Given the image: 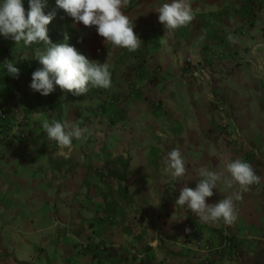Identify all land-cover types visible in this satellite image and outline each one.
I'll return each instance as SVG.
<instances>
[{"label": "crops", "instance_id": "1", "mask_svg": "<svg viewBox=\"0 0 264 264\" xmlns=\"http://www.w3.org/2000/svg\"><path fill=\"white\" fill-rule=\"evenodd\" d=\"M162 2L124 0L141 39L135 50L90 45L112 83L110 103L87 123L84 99L59 86L33 91L31 52L0 38V108L9 114L0 117V264H264V0H189L193 20L173 31L158 20ZM188 57L207 62L211 77L198 81ZM5 59L17 60L18 77ZM45 119L87 132L60 147ZM16 120L24 136L10 128ZM174 148L186 165L179 178L164 164ZM237 158L259 184L243 188L224 171L207 198L239 195L231 224L175 206L200 167L221 171Z\"/></svg>", "mask_w": 264, "mask_h": 264}, {"label": "clouds", "instance_id": "2", "mask_svg": "<svg viewBox=\"0 0 264 264\" xmlns=\"http://www.w3.org/2000/svg\"><path fill=\"white\" fill-rule=\"evenodd\" d=\"M124 0H55L56 7L64 10L74 23L95 26L104 43L135 50L140 45V37L134 31L135 24L122 10ZM48 0H0V36L10 39L15 44L31 45L43 42L46 47L37 51L36 59L40 67L31 76L30 88L41 95H49L59 86L73 95H81L89 86L109 88L112 83L110 64L106 59L100 62L91 59L70 43V36L64 35L59 42H54L49 35L48 25L54 19L55 12H46ZM158 20L166 31H173L193 20L189 0H163L157 7ZM231 38V37H229ZM3 69L7 74L17 76L20 69L15 60L5 59ZM42 128L50 141L58 146H71L73 139H80L86 128L67 120L42 121ZM166 170L172 177L179 178L186 174V165L179 149H172L164 158ZM224 171L232 182L246 188L259 180L251 164L242 159L228 160L221 171L200 167L197 170L196 186L187 184L180 189L175 198V206H186L196 217L204 222L215 223L222 219L231 224L236 219L234 200L238 194L224 195L222 199L209 203L207 198L213 190L219 188Z\"/></svg>", "mask_w": 264, "mask_h": 264}, {"label": "rangeland", "instance_id": "3", "mask_svg": "<svg viewBox=\"0 0 264 264\" xmlns=\"http://www.w3.org/2000/svg\"><path fill=\"white\" fill-rule=\"evenodd\" d=\"M54 2H55V0H54ZM47 7V6H46ZM53 8H55L54 9V11H55V13H56V15H55V23H56V25H58V27H59V29H60V31L61 32H66V23H67V20H68V18H70V16H68L67 15V13L66 12H64V10H62V9H58L57 7H56V3L52 6ZM27 8H28V4H27V0H25V9H26V11H27ZM123 10V9H122ZM45 11H46V9H45ZM124 11V10H123ZM77 29H78V32H79V34H80V42H81V44H82V46H83V48H84V50H85V52H86V55L89 57V58H91V59H93V57L91 56V54H90V51L89 50H91V49H89V47H90V45H93V43L95 42V41H99V39H104L103 37H101L100 35H98L97 34V32H96V29H95V26H91V27H88V26H85V25H83L82 23H78L77 24V27H76ZM82 36V37H81ZM0 38L2 39L3 38V36H0ZM70 43L71 44H74L75 45V43L72 41V40H70ZM76 46V45H75ZM18 47H21L20 49H22L21 51H22V53H23V55L22 56H24V55H29L30 53L29 52H31V58L29 59V60H26V61H24V62H26V63H33L34 64V69H36V68H38V67H40L41 65L39 64V62H38V60L35 58L36 57V54H37V51H42L45 47H46V45L42 42V43H39V42H37V43H33V44H31V45H23L22 43L21 44H18ZM112 47V45H110V43H109V45L107 46V48L106 49H110ZM101 49H103V43H101ZM17 54H18V52H17ZM15 59H17L18 60V55H14L13 56ZM99 59L98 60H103V56L102 57H98ZM188 58H190V57H188ZM192 59V58H191ZM16 60V61H17ZM193 60V59H192ZM187 61V60H186ZM194 61V60H193ZM195 62H204L205 64H208L207 62H205V61H195ZM188 63V62H187ZM209 65V64H208ZM188 66H189V69H190V65H189V63H188ZM34 71V70H33ZM190 71L192 72V75L198 80V81H200L195 75H194V73H193V71L190 69ZM202 82V81H201ZM90 90H94V93L93 94H91L90 96H88V97H85V98H80V99H84V101L83 102H81V105H83V107H81L80 108V110H81V117L83 118V121L85 122V123H87L86 122V120L88 119V120H90V118L89 117H91V112H96V113H99V112H104L103 110L105 109V104L106 103H110V101H109V98H110V95H111V93H110V91H109V88H100V87H90ZM65 94V96H66V92L64 93ZM68 94H69V91H68V93H67V96H68ZM107 94V96L108 97H106L105 98V95ZM76 98H78L79 99V97H76ZM56 100V99H55ZM58 102V101H57ZM49 104V103H48ZM96 106V107H95ZM56 106H53V105H51L50 104V108L52 109V110H57L58 109V107H57V109L55 108ZM224 110V109H223ZM57 113V111L55 112V114ZM59 113V112H58ZM55 114L53 113L52 115H54L55 116ZM100 123L102 122V121H99ZM21 123L22 122H19L18 120H16V122L14 123V126H12L11 125V127L10 128H13V127H16V132H18V133H20L19 134V136H24V131H25V129H24V127L22 128L21 127ZM0 126H2V125H0ZM8 126V125H7ZM2 130L3 129H0V132H2ZM46 133V132H45ZM15 135V134H14ZM47 135V134H46ZM0 136H2V134H0ZM74 142H72V144H73ZM110 219H112L113 220V222H116V220L115 219H117L115 216L112 218V217H110ZM93 225H94V222H93ZM97 234V233H96ZM92 236H95V234L94 235H92ZM91 236V237H92ZM96 237L98 238V235H96ZM87 244H88V242L87 241H82L81 243H80V247H82V248H86V246H87Z\"/></svg>", "mask_w": 264, "mask_h": 264}, {"label": "trees", "instance_id": "4", "mask_svg": "<svg viewBox=\"0 0 264 264\" xmlns=\"http://www.w3.org/2000/svg\"><path fill=\"white\" fill-rule=\"evenodd\" d=\"M55 4L54 0H48L47 7H46V12H55L52 6ZM49 27V35L52 38L54 42H59L64 38L65 34H68L70 36V40H72L76 47L83 52L86 55V52L80 42V34L78 32V29L75 26V23L73 22V19L70 17L67 20L66 23V32H61L58 25L55 23V17L54 19L50 22L48 25ZM42 43V42H39ZM94 93V90H90V87H88V91L84 94L81 95H73L72 92L69 91V95L74 96V97H79V98H85L90 96L91 94Z\"/></svg>", "mask_w": 264, "mask_h": 264}, {"label": "built area", "instance_id": "5", "mask_svg": "<svg viewBox=\"0 0 264 264\" xmlns=\"http://www.w3.org/2000/svg\"><path fill=\"white\" fill-rule=\"evenodd\" d=\"M187 62L190 65V69L193 71L194 75L200 80V81H206L211 77L212 74V70H211V66L208 64H205L204 62H195L193 61L191 58H187ZM218 108L223 110L224 106L222 104L218 105ZM0 117L4 120L9 119V114L8 112L3 109L0 108ZM225 126H227V123L225 122ZM4 129V128H2ZM1 134L4 133V131L2 130V132H0ZM14 135V133H11ZM4 135V134H2ZM254 185H258L259 182H253Z\"/></svg>", "mask_w": 264, "mask_h": 264}]
</instances>
